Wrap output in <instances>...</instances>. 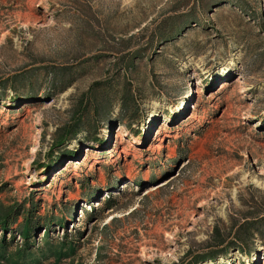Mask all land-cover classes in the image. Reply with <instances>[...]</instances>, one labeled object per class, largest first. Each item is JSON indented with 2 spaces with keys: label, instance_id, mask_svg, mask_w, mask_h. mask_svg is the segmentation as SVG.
<instances>
[{
  "label": "rangeland",
  "instance_id": "1",
  "mask_svg": "<svg viewBox=\"0 0 264 264\" xmlns=\"http://www.w3.org/2000/svg\"><path fill=\"white\" fill-rule=\"evenodd\" d=\"M13 76L0 264H264L206 256L264 210V0H0Z\"/></svg>",
  "mask_w": 264,
  "mask_h": 264
},
{
  "label": "trees",
  "instance_id": "2",
  "mask_svg": "<svg viewBox=\"0 0 264 264\" xmlns=\"http://www.w3.org/2000/svg\"><path fill=\"white\" fill-rule=\"evenodd\" d=\"M24 78H19L17 76H13L8 78L7 80H3L0 82L1 85L9 84L11 87L15 88V85H22ZM17 87V86H16ZM246 199L247 203L253 202L252 195L248 196ZM237 198L239 203H243V199L240 196V193L237 191ZM109 201V200H108ZM245 202V203H246ZM28 209H26V212ZM8 215L0 216V223L5 228L7 226V218ZM60 219V218H59ZM221 223H225L224 227L226 228V232L230 233L229 236H220V229L218 225L213 224L212 233L210 234L213 239L214 250H209L206 256L215 255V253H223L227 249L236 248L239 251L249 252L252 248V244L250 241L254 237H262L264 232V210L263 211H252L249 210L247 212H243L242 214H226V221ZM30 222L27 217L23 219V228L21 233L25 236L28 234L30 228ZM224 228V229H225ZM216 238V239H215ZM251 245V246H250Z\"/></svg>",
  "mask_w": 264,
  "mask_h": 264
},
{
  "label": "bare ground",
  "instance_id": "3",
  "mask_svg": "<svg viewBox=\"0 0 264 264\" xmlns=\"http://www.w3.org/2000/svg\"><path fill=\"white\" fill-rule=\"evenodd\" d=\"M232 190H234V189H232ZM205 194V193H204ZM202 215V213L201 212H199V213H191V216L188 218L189 219V221L190 220H193V219H195V217L197 218V217H200Z\"/></svg>",
  "mask_w": 264,
  "mask_h": 264
}]
</instances>
